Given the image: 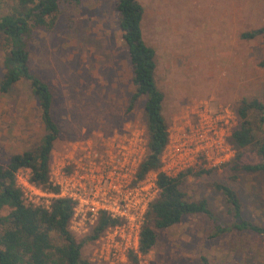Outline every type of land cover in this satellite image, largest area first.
<instances>
[{
  "label": "rangeland",
  "instance_id": "obj_1",
  "mask_svg": "<svg viewBox=\"0 0 264 264\" xmlns=\"http://www.w3.org/2000/svg\"><path fill=\"white\" fill-rule=\"evenodd\" d=\"M138 1L144 7V41L157 54L155 78L165 96L163 111L171 142L181 138L205 107L234 130L241 122L242 100L264 103V67L260 65L264 33L242 37L264 27V0ZM117 2L84 0L80 6L62 7L53 15L51 29L33 30L29 65L49 84L53 117L61 127L50 166L67 160L75 143L91 141L98 147L102 138L115 133H137L147 148L146 97L129 109L135 86ZM14 4V0H0V15L10 12ZM7 51L8 44L0 36V82ZM249 119L263 138L259 112L251 109ZM44 132L39 102L28 80L21 79L7 93L0 90V163L36 147ZM259 161L255 150L247 148L239 166ZM202 169H188L193 172L183 179L181 188L191 200L206 198L212 215L189 214L179 224L156 229L154 248L130 264H201L202 255L212 264H264V234L234 229L213 236L214 218L222 225L234 222L225 195L213 184L234 188L243 220L264 227V177L236 169L235 162L197 174ZM22 171L24 177L30 176L28 169ZM78 223L79 219L75 224L71 221L70 229L77 241L84 240L83 257L92 261L96 240H85L91 228ZM53 235L57 244L62 243Z\"/></svg>",
  "mask_w": 264,
  "mask_h": 264
},
{
  "label": "trees",
  "instance_id": "obj_2",
  "mask_svg": "<svg viewBox=\"0 0 264 264\" xmlns=\"http://www.w3.org/2000/svg\"><path fill=\"white\" fill-rule=\"evenodd\" d=\"M12 10L0 15V36L8 44L3 59V77L0 90L9 92L21 79L30 82L34 96L38 99L45 132L39 144L22 153H14L6 164L0 163V264H93L83 257L84 240L77 241L70 222L74 214V202L68 198H56L49 209L34 207L25 203L22 189L17 184L19 170L28 169L31 182L46 190L58 192L50 181V162L54 143L61 134V127L53 117V93L47 82L32 72L29 65V46L33 30L51 29L55 24L53 15L62 7L80 6L84 0H14ZM116 9L119 26L128 48L133 70L135 91L129 103L132 109L140 97H146L145 116L147 132L146 152L137 168L135 183L143 180L153 171H158V196L150 203L145 223L141 229L139 252L146 255L154 248L158 234L156 229H167L179 224L189 214L212 215L206 198L191 200L181 188L183 179L192 170L169 176L160 171L162 155L170 140L169 125L164 116V93L158 87L155 72L157 67L156 50L143 38L142 20L144 7L138 0H118ZM264 33V27L242 34L243 38H254ZM264 67V59L260 62ZM251 109L259 112V122L264 123V103L257 100H242L238 108L241 120L229 138L236 155L226 166L235 162V168L264 177V137L256 134L249 119ZM247 148L255 150L260 161L242 164L239 161ZM219 168V167H217ZM217 168L202 169L197 174L209 173ZM214 187L221 191L231 209L234 222L222 225L213 219L214 235L230 230L250 229L264 234V227L251 224L242 218V204L234 188L215 182ZM121 224L118 218L101 212L91 232L85 240H97L110 228ZM53 233L62 240L57 244ZM130 259L137 263L139 256L131 253ZM201 264H212L205 255Z\"/></svg>",
  "mask_w": 264,
  "mask_h": 264
},
{
  "label": "built area",
  "instance_id": "obj_3",
  "mask_svg": "<svg viewBox=\"0 0 264 264\" xmlns=\"http://www.w3.org/2000/svg\"><path fill=\"white\" fill-rule=\"evenodd\" d=\"M232 127L228 121L210 115L205 107L176 142L171 138L162 155L160 171L177 176L188 169L217 168L235 156L230 143ZM95 147L91 141L75 143L67 160L52 165L50 181L58 192L46 190L24 177L16 179L26 204L49 209L56 198L74 202L71 221L92 227L101 212L121 220L96 240L92 261L97 263H131L130 254L141 256L139 240L150 203L158 196V171L135 181L137 168L145 154L140 135L115 133L102 138ZM78 223V224H79ZM76 224V225H78ZM81 225V226H82ZM133 263V262H132Z\"/></svg>",
  "mask_w": 264,
  "mask_h": 264
}]
</instances>
